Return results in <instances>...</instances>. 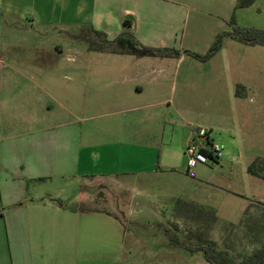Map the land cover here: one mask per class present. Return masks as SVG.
Wrapping results in <instances>:
<instances>
[{
  "label": "crops",
  "instance_id": "1",
  "mask_svg": "<svg viewBox=\"0 0 264 264\" xmlns=\"http://www.w3.org/2000/svg\"><path fill=\"white\" fill-rule=\"evenodd\" d=\"M223 2L0 0V264L122 254L125 231L105 192L173 171L175 144L181 153L191 129L211 132L185 110L191 83L177 89L169 75L185 59L177 39L186 20ZM126 17L135 41L180 55L89 48L90 31L113 40Z\"/></svg>",
  "mask_w": 264,
  "mask_h": 264
},
{
  "label": "rangeland",
  "instance_id": "2",
  "mask_svg": "<svg viewBox=\"0 0 264 264\" xmlns=\"http://www.w3.org/2000/svg\"><path fill=\"white\" fill-rule=\"evenodd\" d=\"M234 6L226 0L218 13L186 20L177 39L185 59L174 62L169 75L176 78L177 89L181 79L191 83L186 91L192 100L185 110L211 126L214 140L224 148L220 162L197 164L191 177L175 144L173 171L129 181L135 185L130 188L117 189L119 184L112 183L105 192L107 208L123 224L124 249L119 257L106 251L88 264H209L200 252L183 247L190 240L188 233L199 230L215 248L236 259L260 247L243 235L241 226L230 223H236L248 206L255 215L264 210V183L246 171L248 157H264V46L237 42L227 32L232 16L239 26L264 28V0L246 8ZM218 35L221 46L212 56L200 59L191 54L206 55ZM152 153L157 160L158 149ZM178 196L215 208L218 219L212 220L208 211L196 217L194 208L175 204Z\"/></svg>",
  "mask_w": 264,
  "mask_h": 264
},
{
  "label": "trees",
  "instance_id": "3",
  "mask_svg": "<svg viewBox=\"0 0 264 264\" xmlns=\"http://www.w3.org/2000/svg\"><path fill=\"white\" fill-rule=\"evenodd\" d=\"M256 0H236L234 8H246L254 4ZM132 24V18H124L123 25L126 28L118 37L113 40H108L103 32L96 30L90 31L88 37L89 48L96 51H108L117 53H131L137 56H179L180 52L169 47H149L144 46L135 41L129 31ZM231 30L227 35L233 40L248 44L264 46V28L244 27L236 24L233 16L230 19ZM221 37L218 35L213 42L208 52L204 56L191 53L200 59H206L212 56L221 46ZM219 162V161H218ZM217 162V163H218ZM250 175L256 176L264 182V157H256L246 168ZM184 206L187 210L195 209L194 215L201 217L208 211L212 220H217L216 210L213 207L191 202H183L179 205ZM178 206V207H179ZM248 206L242 216L236 223H230L232 226H241L244 229L243 235L249 237L252 242L260 243V247L255 249L251 254L243 256L241 259H236L230 256L227 250H219L213 246V243L205 238L203 230L197 233L189 232V242H185L183 247L190 252H200L203 259L209 264H263L264 258V210L255 215L249 212ZM178 212V211H177ZM191 238H195V242H191ZM176 241V240H175Z\"/></svg>",
  "mask_w": 264,
  "mask_h": 264
},
{
  "label": "built area",
  "instance_id": "4",
  "mask_svg": "<svg viewBox=\"0 0 264 264\" xmlns=\"http://www.w3.org/2000/svg\"><path fill=\"white\" fill-rule=\"evenodd\" d=\"M223 149L222 144L212 138L208 128L191 129L183 149L187 174L194 177V167L197 164L217 163L223 155Z\"/></svg>",
  "mask_w": 264,
  "mask_h": 264
},
{
  "label": "water",
  "instance_id": "5",
  "mask_svg": "<svg viewBox=\"0 0 264 264\" xmlns=\"http://www.w3.org/2000/svg\"><path fill=\"white\" fill-rule=\"evenodd\" d=\"M263 264H264V258H263Z\"/></svg>",
  "mask_w": 264,
  "mask_h": 264
}]
</instances>
